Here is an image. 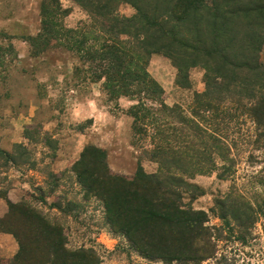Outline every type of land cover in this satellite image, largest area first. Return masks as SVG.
<instances>
[{
  "label": "trees",
  "instance_id": "trees-1",
  "mask_svg": "<svg viewBox=\"0 0 264 264\" xmlns=\"http://www.w3.org/2000/svg\"><path fill=\"white\" fill-rule=\"evenodd\" d=\"M74 2L88 20L66 28L62 18L70 10L59 0L41 1L40 29L26 40L31 56L71 51L80 65L74 70L86 82L101 83L109 102L130 99L124 114L139 151L134 174L126 176L108 168L103 150L86 147L71 167L77 184L102 203L108 231L147 262L235 264L232 256L250 245L264 219V200L258 207L233 186L210 210L220 224L208 225V213L193 209L185 197L191 202L200 196L188 179L212 173L233 179L238 147L264 154V0ZM121 5L135 14L121 15ZM153 55L171 61L179 88H190L191 69L203 70L204 90L194 93L189 109L165 103L163 88L148 72ZM0 159L6 167L33 163L22 145L11 153L0 150ZM143 161L156 171L147 173ZM260 181L264 187V177ZM6 193L0 191V197ZM73 207L51 204L63 215ZM0 233L12 235L18 245L0 264H101L94 249L68 247L64 226L24 200L8 202Z\"/></svg>",
  "mask_w": 264,
  "mask_h": 264
},
{
  "label": "rangeland",
  "instance_id": "rangeland-1",
  "mask_svg": "<svg viewBox=\"0 0 264 264\" xmlns=\"http://www.w3.org/2000/svg\"><path fill=\"white\" fill-rule=\"evenodd\" d=\"M41 1L0 0V150L11 153L15 145H22L33 160L32 166L6 167L0 159V191H7L5 198L0 197V219L8 212V202L24 200L52 222L64 226L68 247L94 249L101 264H160L142 259L124 240L108 231L102 203L94 196H86L71 172L80 153L93 146L104 151L113 173L130 176L136 170L139 151L132 144L131 119L125 111L102 95L95 86L98 83L86 82L74 70L80 66L77 55L51 49L31 56L26 41L29 35L13 27H26L36 35ZM59 2L62 9L70 10L62 18L66 28H76L88 20L74 0ZM118 12L126 17L135 14L129 5H121ZM55 56L62 59L56 62ZM261 58L264 61V50ZM148 72L163 88L164 101L169 106L178 104L187 110L194 93L204 90L203 70L191 69L190 88H179L175 67L161 55L151 57ZM39 100L42 103H37ZM233 153L237 158L233 179L219 180L215 173L188 179L199 188L200 196L191 202L186 196L185 201L193 209L208 213V225L220 224L210 210L214 200L233 186L258 207L264 200V187L259 185L264 177L263 151L241 146ZM142 166L147 173L157 168L148 161H143ZM53 202L61 206L72 202L74 207L63 215L51 208ZM263 224L261 219L250 245L234 253L235 264H264ZM17 249L12 235L0 233V258H12Z\"/></svg>",
  "mask_w": 264,
  "mask_h": 264
},
{
  "label": "crops",
  "instance_id": "crops-1",
  "mask_svg": "<svg viewBox=\"0 0 264 264\" xmlns=\"http://www.w3.org/2000/svg\"><path fill=\"white\" fill-rule=\"evenodd\" d=\"M40 4H41V2H40ZM40 4H39V11H40ZM39 11H38V13H39ZM39 18H40V15H39ZM14 29H15V31H17V32H20V33H25V34H27V35H31L32 36V34L33 33H31L30 31H29V29L28 28H26V27H21V26H14L13 27ZM54 59H55V61L57 62V59H59V61L62 59V57L60 58V57H57V56H55L54 57ZM89 85L91 84H93V83H88ZM94 84H96V83H94ZM95 86H99V88H100V92L102 93V95L104 96L105 94L103 93V91H102V87H101V83H98V84H96ZM37 103H42V100H39V102H37ZM131 103H133L130 99H128V98H124V97H122V98H119L118 100H117V102H116V105L118 106H120L121 108H122V112L123 111H126L131 105ZM127 116V115H126ZM82 148V147H81ZM81 148L79 149V150H77V153H80V150H81Z\"/></svg>",
  "mask_w": 264,
  "mask_h": 264
}]
</instances>
